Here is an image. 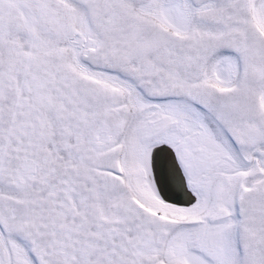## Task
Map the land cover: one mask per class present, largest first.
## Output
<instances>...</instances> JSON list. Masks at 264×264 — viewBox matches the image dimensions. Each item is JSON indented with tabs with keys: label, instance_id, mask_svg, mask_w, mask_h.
<instances>
[{
	"label": "snow or ice",
	"instance_id": "snow-or-ice-1",
	"mask_svg": "<svg viewBox=\"0 0 264 264\" xmlns=\"http://www.w3.org/2000/svg\"><path fill=\"white\" fill-rule=\"evenodd\" d=\"M0 264H264V0H0Z\"/></svg>",
	"mask_w": 264,
	"mask_h": 264
}]
</instances>
